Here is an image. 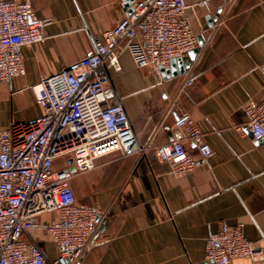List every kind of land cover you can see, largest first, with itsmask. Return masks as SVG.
<instances>
[{
    "label": "crops",
    "instance_id": "obj_1",
    "mask_svg": "<svg viewBox=\"0 0 264 264\" xmlns=\"http://www.w3.org/2000/svg\"><path fill=\"white\" fill-rule=\"evenodd\" d=\"M31 1L36 17L46 21V40L23 48L25 75L0 84V113L8 115L0 117V128L34 119L41 109L32 87L93 51V36L103 41L104 31L132 3ZM188 16L197 47L199 38L202 44L184 74L158 77L151 67L138 68L128 51L120 53L121 70L110 71L141 150L105 155L95 169L73 177L78 202L105 211L82 264H204L207 238L221 222H245L246 237L260 241L264 255V138L252 139L244 112L249 100L264 97V0H209ZM178 111L192 114L214 150L183 177L171 174L156 153L172 138ZM186 147L198 156L192 142ZM56 218L47 213L40 222ZM31 237L48 259L59 256L44 233L32 231ZM230 264L264 260L238 258Z\"/></svg>",
    "mask_w": 264,
    "mask_h": 264
},
{
    "label": "built area",
    "instance_id": "obj_2",
    "mask_svg": "<svg viewBox=\"0 0 264 264\" xmlns=\"http://www.w3.org/2000/svg\"><path fill=\"white\" fill-rule=\"evenodd\" d=\"M208 5L209 0L192 5L186 0H134L124 17L104 31L103 41L93 36V51L32 87L41 112L0 128V264H82L105 211L78 202L73 177L95 169L105 155L141 150L110 71L121 70L120 53L128 51L138 68L151 67L161 77V67L197 47L188 12ZM45 25L31 0H0V84L25 75L23 48L45 42ZM244 112L252 139L260 141L264 97L249 100ZM170 131L172 138L158 145L156 153L176 177L192 174L200 160L214 155L206 133L188 111H178ZM186 142L195 145L198 156ZM47 213H57V218L41 223ZM244 227L245 222H221L207 238L205 260L263 261V246L248 239ZM32 231L52 240L59 256L48 259Z\"/></svg>",
    "mask_w": 264,
    "mask_h": 264
},
{
    "label": "water",
    "instance_id": "obj_3",
    "mask_svg": "<svg viewBox=\"0 0 264 264\" xmlns=\"http://www.w3.org/2000/svg\"><path fill=\"white\" fill-rule=\"evenodd\" d=\"M133 2H134V0H132V3ZM132 3H130L129 6H131ZM201 44H202V40H201V38H199V46ZM199 46L192 49L184 57L173 58L171 60L169 68L161 67L160 68L161 75L163 77H176V76H179L181 74H184L187 71V69L191 66V62L195 58V55L197 54V52L199 50ZM70 163H72V160H70ZM71 170L75 171V168L72 167ZM204 264H215V262L214 261H206Z\"/></svg>",
    "mask_w": 264,
    "mask_h": 264
},
{
    "label": "rangeland",
    "instance_id": "obj_4",
    "mask_svg": "<svg viewBox=\"0 0 264 264\" xmlns=\"http://www.w3.org/2000/svg\"><path fill=\"white\" fill-rule=\"evenodd\" d=\"M0 117H1V118H6V117H8V115H7V113H3V112H1V113H0Z\"/></svg>",
    "mask_w": 264,
    "mask_h": 264
}]
</instances>
